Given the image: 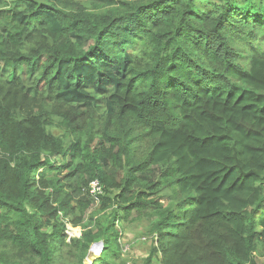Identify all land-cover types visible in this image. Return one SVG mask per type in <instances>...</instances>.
Listing matches in <instances>:
<instances>
[{
	"label": "trees",
	"instance_id": "1",
	"mask_svg": "<svg viewBox=\"0 0 264 264\" xmlns=\"http://www.w3.org/2000/svg\"><path fill=\"white\" fill-rule=\"evenodd\" d=\"M89 1L0 0V264H258L264 0Z\"/></svg>",
	"mask_w": 264,
	"mask_h": 264
},
{
	"label": "rangeland",
	"instance_id": "2",
	"mask_svg": "<svg viewBox=\"0 0 264 264\" xmlns=\"http://www.w3.org/2000/svg\"><path fill=\"white\" fill-rule=\"evenodd\" d=\"M7 2L11 0H6ZM82 1L84 5L91 9L96 10V4L89 0H77ZM247 63V62H245ZM66 110V109H64ZM53 162L59 163L57 159H53ZM53 164V163H52ZM99 203V201H97ZM98 210V205L95 206L92 210L89 211L85 225L90 224L93 219L94 213ZM108 212H111L109 210ZM151 222L144 220L141 222H122L117 224V230L120 231V246L122 248V258L123 261L119 262L121 264H146L148 257L150 256L151 249L155 245V240L150 232ZM51 231V229H49ZM84 229L81 227H73L68 225V236L80 238ZM75 234V235H74ZM71 235V236H70ZM72 237V238H73ZM94 247V246H93ZM92 247V248H93ZM92 250V249H91ZM85 261V264H98L96 260L99 261L100 256L94 255L91 252ZM258 259V264H264V239L261 240V245L259 251L256 253ZM96 261V263L94 262ZM64 263H67V260H64ZM153 264H160L159 257H155Z\"/></svg>",
	"mask_w": 264,
	"mask_h": 264
},
{
	"label": "built area",
	"instance_id": "3",
	"mask_svg": "<svg viewBox=\"0 0 264 264\" xmlns=\"http://www.w3.org/2000/svg\"><path fill=\"white\" fill-rule=\"evenodd\" d=\"M91 194L94 195V196H100V195H103V188L102 186L100 185L99 181H95L91 184ZM71 236V235H70ZM73 237V236H71ZM96 250H99V256L102 254L104 248H101V247H95ZM94 253V252H93ZM95 262V261H94Z\"/></svg>",
	"mask_w": 264,
	"mask_h": 264
},
{
	"label": "water",
	"instance_id": "4",
	"mask_svg": "<svg viewBox=\"0 0 264 264\" xmlns=\"http://www.w3.org/2000/svg\"><path fill=\"white\" fill-rule=\"evenodd\" d=\"M101 247V248H104V243L103 242H101V243H98V244H96L93 248H92V250H91V252H95V247Z\"/></svg>",
	"mask_w": 264,
	"mask_h": 264
},
{
	"label": "bare ground",
	"instance_id": "5",
	"mask_svg": "<svg viewBox=\"0 0 264 264\" xmlns=\"http://www.w3.org/2000/svg\"><path fill=\"white\" fill-rule=\"evenodd\" d=\"M93 254L98 256L99 255V250H95V252Z\"/></svg>",
	"mask_w": 264,
	"mask_h": 264
}]
</instances>
